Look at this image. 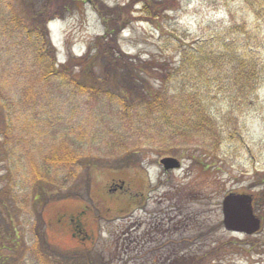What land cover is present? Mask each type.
<instances>
[{"label": "rangeland", "instance_id": "374dc122", "mask_svg": "<svg viewBox=\"0 0 264 264\" xmlns=\"http://www.w3.org/2000/svg\"><path fill=\"white\" fill-rule=\"evenodd\" d=\"M46 1L0 0V264H176L183 254L180 264H264V209L257 202L264 192V87L250 109L232 110L242 137L221 136L215 151L174 140L173 132L161 131L144 112L142 118L126 116L117 103L72 94L59 76L41 79L28 20ZM144 1L159 7L160 17L143 15ZM249 1L142 0L131 10L140 12L142 21L122 19L109 26L117 30L122 51L148 62L176 67L180 46L204 41L218 46L216 40L222 45L235 38L264 63V0H252L256 9ZM131 2L71 5L63 20L47 29V49L58 65L72 60L68 75L92 83L83 56L105 33L97 8ZM260 9V16L253 11ZM105 58L94 53L88 61L100 81ZM226 105L214 103L219 118L229 116ZM67 147L77 165L44 162ZM166 157L178 159L181 169L165 171L160 162ZM37 170L49 178L38 201L29 188ZM67 194L83 201L64 200ZM230 194L254 198L262 221L257 235L224 229L222 203ZM70 218L76 223L70 225ZM73 234L78 242L85 238L81 249L73 248L79 244ZM54 246L60 253L52 256ZM77 252L81 256L74 258Z\"/></svg>", "mask_w": 264, "mask_h": 264}, {"label": "trees", "instance_id": "16d2710c", "mask_svg": "<svg viewBox=\"0 0 264 264\" xmlns=\"http://www.w3.org/2000/svg\"><path fill=\"white\" fill-rule=\"evenodd\" d=\"M76 1L51 0L52 4H50L47 0L42 9L35 12L28 20L29 29L33 31L28 33L35 35L36 64L41 70V79L49 81L59 76L72 94L74 91L90 99L117 103L123 108L121 112L126 116L136 114L142 118L141 115L144 112V117H146L144 119L150 120L151 124L153 120H156L161 131L173 132L171 138L174 140L196 143L198 147L208 146V148L211 147V151H215L216 145L221 144L223 140L219 138L223 135L226 136V140L231 139L232 141H235L236 137H242L238 115L232 110L239 111L237 113L241 114L248 110L242 109L243 107L250 109V105L256 102L261 88L264 87V63L258 60L256 53H248L242 46L244 43L231 38L229 41L223 40L222 45L219 44L220 40H216L218 46L210 41L188 47L180 46L178 49L180 60L176 67L164 65L155 60L148 62L122 51L116 45L119 35H117V30L109 26L110 22L122 19L127 22L134 19V21H142L143 17L140 12L131 11L134 6H142V0H132L131 3L116 6H103L102 4V8H97V11L106 26L105 33L91 45L90 51L83 57V62L87 67L89 64V69H92L93 74V63H88L90 56H94V53L97 56L102 54L106 56L104 78L100 81L95 76L93 77L94 74H88L92 77V83H81L76 81L72 75H68V72H73L75 67L73 61L69 60L60 67L54 53L47 49L50 45L48 23L54 19L63 18L70 11L68 8L75 5ZM144 2L146 10L141 11L143 15L152 12L155 17H160L159 7L155 5L149 7V4ZM254 2L257 1H249L252 7H254ZM253 11L260 16L263 10ZM23 24L26 25L24 22ZM246 35L248 38L245 42L248 43L251 39L250 33ZM154 83L160 86L155 88ZM103 85L108 86L107 89ZM110 87L119 90V96L109 91ZM122 94L125 95L121 96ZM215 102L227 104L229 116L219 118L212 109ZM133 105L135 109L130 110L129 107ZM44 162L57 168L71 167L77 165L78 157L67 147L59 154L46 157ZM47 182L49 178L46 173L35 171L30 179V198L36 201L42 199L41 194L38 195L37 192L45 190ZM56 198L58 197L52 199ZM64 200L82 202L83 198L79 195L67 194ZM257 202L258 208L264 209V192L261 193ZM62 214L68 215L64 212ZM73 219L76 220V218H70V225H73ZM77 227L83 228L81 222H78ZM73 236L74 234L72 240L79 243L73 248L81 249L85 239L78 242V237ZM41 240L42 238L37 237L38 244ZM187 240L193 242L192 238ZM51 251H53L52 256L60 253L56 247ZM74 254L76 256L74 258L81 256L79 252ZM45 256L42 254L41 258L45 260ZM177 258L176 264H180V261L184 259V254L183 259H180L179 255ZM168 261L171 262V259L169 258Z\"/></svg>", "mask_w": 264, "mask_h": 264}, {"label": "water", "instance_id": "95a60500", "mask_svg": "<svg viewBox=\"0 0 264 264\" xmlns=\"http://www.w3.org/2000/svg\"><path fill=\"white\" fill-rule=\"evenodd\" d=\"M160 163L166 171L181 168L180 161L172 157H166ZM222 213L223 225L228 232L254 235L261 229V220L254 213L252 196H226L222 203Z\"/></svg>", "mask_w": 264, "mask_h": 264}, {"label": "flooded vegetation", "instance_id": "af4514ba", "mask_svg": "<svg viewBox=\"0 0 264 264\" xmlns=\"http://www.w3.org/2000/svg\"><path fill=\"white\" fill-rule=\"evenodd\" d=\"M76 220H72V224H75L76 222H75ZM74 235H76V234H74ZM81 235V234H80ZM84 235H85V233H84ZM76 237H78L77 235H76ZM86 237V236H85ZM85 239V238H84Z\"/></svg>", "mask_w": 264, "mask_h": 264}]
</instances>
